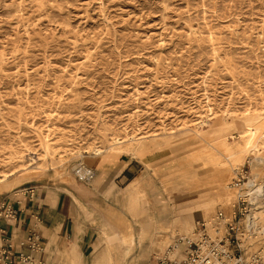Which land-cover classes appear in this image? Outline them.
<instances>
[{
	"label": "rangeland",
	"instance_id": "obj_1",
	"mask_svg": "<svg viewBox=\"0 0 264 264\" xmlns=\"http://www.w3.org/2000/svg\"><path fill=\"white\" fill-rule=\"evenodd\" d=\"M262 116L264 0H0V197L64 191L83 264L95 246L101 264H153L230 210L243 166L264 189V150L243 148L249 125L264 145ZM119 158L137 162L115 179Z\"/></svg>",
	"mask_w": 264,
	"mask_h": 264
},
{
	"label": "built area",
	"instance_id": "obj_2",
	"mask_svg": "<svg viewBox=\"0 0 264 264\" xmlns=\"http://www.w3.org/2000/svg\"><path fill=\"white\" fill-rule=\"evenodd\" d=\"M73 172L84 184L96 176V171L84 164L76 165ZM261 184L247 166L237 169L231 184L235 191L230 210L217 208L210 217L197 221L190 237H178L155 253L153 264H264V234H260L257 223H250L252 210L264 202ZM27 196L33 198V191ZM18 203H1L0 220L17 222ZM32 218L17 252L12 237L0 230V264H45L38 257L44 248L38 228L41 217L35 213Z\"/></svg>",
	"mask_w": 264,
	"mask_h": 264
},
{
	"label": "crops",
	"instance_id": "obj_3",
	"mask_svg": "<svg viewBox=\"0 0 264 264\" xmlns=\"http://www.w3.org/2000/svg\"><path fill=\"white\" fill-rule=\"evenodd\" d=\"M136 160H129L125 162L119 158L117 166L122 165L120 171L115 176V179L124 178L125 175L131 174V165ZM105 163V162H103ZM102 163V164H103ZM99 171V168H95ZM41 199L34 200L29 197H0V204L7 203L9 201L15 202L18 200L17 209L19 210L18 221H6L0 220V230H4L6 236L12 237L13 249L15 252L20 250V243L24 240L26 234V226L31 225L33 222L32 215L38 213L41 217V222L38 225L39 233L42 237L43 243V253L39 254L38 257L43 259L45 258L47 252L46 249H53L59 245L61 240L66 243L62 249V254L67 262V264H83L82 253L78 250L77 246L83 249L84 246L89 245V231L85 230L81 235L77 234L76 231V218L75 214V203L69 197H66L64 191H47L43 192L40 195ZM204 218V217H200ZM130 228V227H128ZM128 234L119 235L117 232L112 234H107L103 231V235L107 243L109 237L116 236L118 239L113 241L120 242V239L124 235L129 236L131 231ZM123 239V238H122ZM165 248V247H164ZM163 250V248L161 249ZM106 252V251H105ZM104 252V254H106ZM102 251L99 246H95L92 250V261L93 264H101L102 261ZM111 254V253H110ZM125 254V253H124ZM126 256V255H124ZM46 259V258H45Z\"/></svg>",
	"mask_w": 264,
	"mask_h": 264
},
{
	"label": "bare ground",
	"instance_id": "obj_4",
	"mask_svg": "<svg viewBox=\"0 0 264 264\" xmlns=\"http://www.w3.org/2000/svg\"><path fill=\"white\" fill-rule=\"evenodd\" d=\"M261 119H264V116H262L261 117ZM247 129V128H246ZM248 134H247V138L244 140V144H243V148H245V149H248V148H250V146H254V148H257V147H259V150H264V145H261V143H258V141H257V128L256 127H254V126H252V125H249L248 126V129H247V131H246ZM46 137V136H45ZM44 138V137H43ZM42 141H43V139H42ZM112 141H118V140H116V139H114V140H112ZM43 142H45V141H43ZM242 142V141H241ZM119 143V142H118ZM43 146H44V144H43ZM46 147V146H45ZM49 151V150H48ZM52 151V150H51ZM43 152V151H42ZM94 152H95V154L96 155H98V154H100V150H98V149H94ZM257 152V151H256ZM51 153H49V152H47L46 151V149H45V151H44V153H43V158L44 159H46V158H50L51 160H54V159H52L51 158V155H50ZM20 157V156H19ZM16 158V157H15ZM33 161V160H32ZM47 161V160H46ZM17 162V161H16ZM24 162V161H23ZM48 162V161H47ZM21 163V162H20ZM19 164V163H18ZM26 164V163H25ZM17 165V164H16ZM16 171H18V170H16ZM12 175V174H11ZM7 181V179H6V174L4 173V174H2L1 176H0V184H5V186H10L11 184H9V183H7L6 182ZM206 206V210H208V209H210V207H211V203H208V204H206L205 205ZM257 216L256 218H258L259 217V219L256 221V223L258 222V221H260V222H262V227H264V207H256V208H254L253 210H252V212H251V215H250V219H251V224H255V218H254V216ZM208 217V216H207ZM207 217H204V218H202V219H205V218H207ZM255 219V220H254ZM258 225V224H257ZM147 228V227H146ZM259 232H260V234L262 235V233H264V228H262V229H260L259 230ZM262 232V233H261ZM123 238V240L122 241H124V242H131L132 243V240H131V238L129 237V236H126V235H124V237H122ZM118 238L116 237V236H113L112 237V241L113 240H117ZM110 240V241H111ZM168 246V245H167ZM166 246V247H167ZM262 246H264V245H262ZM127 252V251H126ZM130 252V251H129ZM110 257L112 258V255H110Z\"/></svg>",
	"mask_w": 264,
	"mask_h": 264
}]
</instances>
